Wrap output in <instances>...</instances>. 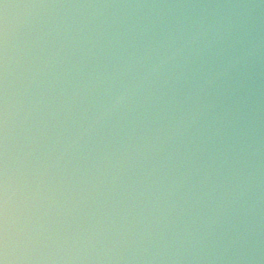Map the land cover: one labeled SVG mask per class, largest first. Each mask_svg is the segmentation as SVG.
<instances>
[{
    "label": "clouds",
    "instance_id": "9594fccd",
    "mask_svg": "<svg viewBox=\"0 0 264 264\" xmlns=\"http://www.w3.org/2000/svg\"><path fill=\"white\" fill-rule=\"evenodd\" d=\"M0 264H264V0H0Z\"/></svg>",
    "mask_w": 264,
    "mask_h": 264
}]
</instances>
